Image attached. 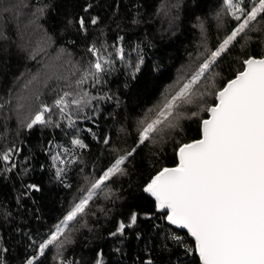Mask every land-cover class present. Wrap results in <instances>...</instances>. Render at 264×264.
Instances as JSON below:
<instances>
[{
  "label": "snow or ice",
  "instance_id": "6c2138e0",
  "mask_svg": "<svg viewBox=\"0 0 264 264\" xmlns=\"http://www.w3.org/2000/svg\"><path fill=\"white\" fill-rule=\"evenodd\" d=\"M36 3L39 6L33 11L27 0L0 2V41L11 40L5 32L4 14H9L18 21V47L36 64L34 71L21 74L12 87L0 91V120L4 121L0 178L12 174L20 178L18 207L41 191L38 184L25 182L34 169L32 155H25L20 139L22 133L39 128L61 131L69 139L67 145L49 139L42 147L53 178L69 190L74 188L73 173L81 183L50 228L37 235L22 234L19 264H42L50 251L53 264H80L65 255L74 243V234L89 227V217L107 215L106 204L119 199L114 182L129 176V167L141 149L152 150L155 157L156 150L168 143L175 146L177 163L156 169L143 186L155 204L156 214L145 213L143 219L156 221L152 224L160 238L156 247L170 256L175 254L174 248L194 253L199 264H264V0H217L212 12L196 16L192 28L199 31L200 39L195 52L157 101L136 118L130 126L132 131L113 113L105 118L113 124L103 136L92 127L83 129L101 149L91 166L85 159L91 146L81 135V125L89 122L98 127L101 103L114 100L112 94L103 91L107 78L120 69L131 71L135 78L145 63L143 48L140 44L126 47L125 37L118 35L112 44L96 40L87 43L77 59L68 48L54 46L53 37L41 24L49 5L44 0ZM179 7V3H165L157 14L172 21L177 19L172 9ZM92 8L86 3L83 13ZM25 9L30 12L29 31L19 30L18 18L27 15ZM88 23L81 14L65 20L66 28L85 40ZM99 23V16H91L92 26ZM131 23L140 21L133 17ZM69 43L74 45L75 41ZM256 46L261 54L251 51ZM229 58L237 70L226 78L224 65ZM116 103L118 107V99ZM13 117L19 144L7 139V122ZM186 123H198V139H180ZM133 135L129 145L127 140ZM120 139L124 140L123 147ZM45 167L41 165L42 170ZM0 218L10 220L11 208L0 205ZM139 219L140 214L132 212L129 222L120 221L110 235L124 236ZM176 229L186 231L194 248L184 243ZM137 239H141L139 233ZM8 252L0 236V264H9ZM102 257L98 252L95 264H104ZM143 264H155L150 250ZM170 264H184V260L177 258Z\"/></svg>",
  "mask_w": 264,
  "mask_h": 264
},
{
  "label": "trees",
  "instance_id": "16d2710c",
  "mask_svg": "<svg viewBox=\"0 0 264 264\" xmlns=\"http://www.w3.org/2000/svg\"><path fill=\"white\" fill-rule=\"evenodd\" d=\"M10 4L16 0H0ZM49 5L45 17L41 20L44 29L53 37L55 47H66L77 59L83 54L87 43L96 40L106 41L112 44L118 35L125 37L126 47L140 44L145 55V63L141 71L132 76V72L120 69L107 78L103 91L114 96L113 101L101 103L102 115L97 120V126L89 122L81 125V135L91 146L90 152L85 156L91 166L92 162L100 155V145L91 139V135L83 129L92 127L100 136L109 130L113 124L110 119H105L110 113L118 114L120 122L129 126L134 124L142 111L153 105L166 85L171 83L177 73L187 64L190 54L196 50L200 39L199 31L192 28L196 16H206L214 10L217 0H44ZM31 10L39 5L36 0H27ZM86 3H91L93 8L89 13H83ZM165 3H179L178 9H172V16L177 19L170 21L168 17L158 15V10ZM27 15L20 16L19 30L29 31L30 12L24 10ZM74 14L85 16L88 23L89 35L87 40L79 36L75 31L66 28L65 20ZM100 18L97 26L90 24L91 16ZM6 24L5 32L11 36L10 41H0V91L12 87L16 77L27 76L34 71L36 64L27 58V53L18 47L17 20H13L9 14H4ZM136 17L140 23L132 24V18ZM103 33V35H101ZM215 39V23L211 28V40ZM75 41V44L69 43ZM16 42V43H13ZM255 54H261V48L256 46L251 50ZM237 65L232 64L231 58L225 61L224 75L231 78ZM23 81H21L22 83ZM116 99L119 101L117 107ZM4 121L0 120V132L4 131ZM118 127V125H117ZM16 121L7 122L8 141L20 143L16 139ZM198 123H186L184 133L180 137L184 142L199 138ZM115 133V129H113ZM24 141L25 155H32L31 166L34 171L29 173L25 182L36 183L41 191L33 193L31 198H26L22 206L16 204V197L21 189L20 178L12 174L10 177L0 178V205L10 207L12 218L4 220L0 218V236L9 248L7 260L9 264H19L18 253H22V234L31 232L37 235L50 228L64 213L69 202L75 195V186L81 181L78 177H71L74 188H64L58 183L48 169L49 158L42 151L49 139H56L67 145L68 137L61 131L41 130L37 128L30 133L21 135ZM134 135L127 140L130 145ZM116 137L114 135V141ZM123 147L124 140L120 139ZM2 146V142H0ZM174 144H165L157 149V155L153 151L143 148L135 158L133 166L129 167V176L114 182L113 187L118 190L119 199L115 203H107V215L100 214L98 218L89 217V227L80 233L74 234V243L68 247L66 256H71L80 261V264H95L97 253L102 252L104 264H143L146 255L150 254L155 264H170L177 258L184 260V264H199V259L194 253L189 255L183 249H173L174 255L162 253L156 247L160 238L152 229L156 221L143 219L145 213L155 212L154 201L143 192V186L155 170L160 167H173L177 163ZM41 165H46L42 170ZM95 207V206H93ZM140 214V219L134 228L126 230L124 236H111L120 221L129 222L132 212ZM157 219H159L157 215ZM20 229L17 232L16 229ZM181 235L184 243L194 248V243L186 233L175 230ZM137 233L141 239H137ZM53 253L50 251L43 259L42 264H53Z\"/></svg>",
  "mask_w": 264,
  "mask_h": 264
},
{
  "label": "water",
  "instance_id": "95a60500",
  "mask_svg": "<svg viewBox=\"0 0 264 264\" xmlns=\"http://www.w3.org/2000/svg\"><path fill=\"white\" fill-rule=\"evenodd\" d=\"M174 167V166H173ZM146 194V193H145ZM147 195V194H146ZM148 196V195H147ZM150 197V196H149ZM151 198V197H150ZM152 199V198H151ZM153 200V199H152ZM176 230H179V229H176ZM179 231H182V230H179ZM183 233H186V231H182ZM188 238L190 239V240H192V238L191 237H189L188 236ZM193 241V240H192ZM193 243H194V241H193ZM198 257V256H197ZM199 259V258H198Z\"/></svg>",
  "mask_w": 264,
  "mask_h": 264
}]
</instances>
